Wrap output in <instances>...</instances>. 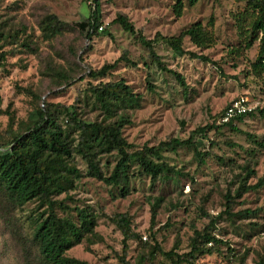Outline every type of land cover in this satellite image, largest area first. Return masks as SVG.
Wrapping results in <instances>:
<instances>
[{
    "label": "rangeland",
    "instance_id": "1",
    "mask_svg": "<svg viewBox=\"0 0 264 264\" xmlns=\"http://www.w3.org/2000/svg\"><path fill=\"white\" fill-rule=\"evenodd\" d=\"M178 1L180 16L175 12ZM92 12L102 31L87 39L78 24ZM119 16L133 26V34L114 22ZM255 19L247 0H194L192 5L189 0H0V52L5 55L0 67L1 147H11L14 136L28 132L38 109L54 118L71 145H76L77 132L70 114L101 125L125 117L129 124L122 136L129 151L171 138L184 140L191 131L213 125L193 138L201 152L209 151L212 143V156L203 166L197 165L191 148L163 152L154 161L179 174L168 173L153 182L134 163L124 198L118 187L89 177L79 157L70 159L80 177L52 196L66 206L55 207V212L75 222L76 209L91 213L98 236L84 237L67 257L88 264H121L123 236L111 218L126 214L130 233L136 235L126 242L128 264L140 258L142 264H176L177 257L178 264H240L242 258L244 264H264V187L249 190L264 176V69L256 66L260 35L251 30ZM47 24L53 32L44 29ZM195 24L204 29L208 46L197 47L184 37L182 48L207 61L154 41L157 35L178 37ZM140 36L153 43L161 64L182 82L157 67ZM106 65L115 67L101 77L90 76ZM119 82L137 99L129 107L113 105L106 113L94 90ZM241 97L251 115L217 129L224 109ZM231 127L238 132L232 133ZM117 160L116 153L101 155V173L109 176ZM228 192L231 209L226 212ZM45 211L37 200L17 205L0 189V264H49L33 240ZM195 231L222 243L215 254L182 260ZM197 243L210 246L202 238ZM155 245L165 253L174 251L171 259L156 254L150 260Z\"/></svg>",
    "mask_w": 264,
    "mask_h": 264
},
{
    "label": "trees",
    "instance_id": "2",
    "mask_svg": "<svg viewBox=\"0 0 264 264\" xmlns=\"http://www.w3.org/2000/svg\"><path fill=\"white\" fill-rule=\"evenodd\" d=\"M96 1V0H95ZM192 5L194 0H189ZM247 6L256 12V19L252 23L251 30L259 34V62L258 68L264 69V0H247ZM181 2L175 5L177 16L181 15ZM118 23L125 32L134 33L133 26L127 22L123 16L117 17L114 21ZM99 23L96 15L92 12L91 16L85 23L78 24L80 31L85 32L87 39H91L98 34ZM48 32L54 29L47 24L44 28ZM188 37L197 47H207L208 37L200 24H195L183 31L178 37L166 38L157 35L156 42H161L169 47L173 52L187 54L191 59H200L207 61L206 57L197 56L182 48V39ZM140 38V44L149 50L150 56L157 67L164 72L171 73L181 81L180 77L168 70L159 58L154 54L150 41ZM1 41V36H0ZM4 52H0V67L4 60ZM126 64L133 65L125 59ZM115 65H106L99 71L92 73L90 76L98 78L103 76ZM95 100L100 108L106 113L110 112L113 105L120 104L131 106L136 101V97L122 82L105 85L102 88L94 90ZM260 114L264 115L263 111ZM37 119L25 135H16L9 145L11 147L0 146V189L17 205H22L32 200H37L42 206H46V211L40 215L38 223L35 225L33 240L37 243L43 259L49 264H88L66 256V252L73 246L81 243L84 237L93 238L98 236L94 229L96 227L95 217L85 211L76 209L77 222L67 217H60L55 212V207L66 209L62 202L52 200V196L64 190V185L70 184L72 179H79L78 171L68 164L73 157H79L88 169V176L103 182L108 186H116L120 189V197L128 195V185L130 182V168L136 163L141 172L155 182L160 177L172 173H177L172 167L165 162L154 161L159 159L161 153L176 151L181 148H191L197 159V165L203 166L208 158L212 156V143L209 151L201 152L195 146L193 138L195 135H203L213 125L201 127L191 131L187 139L171 138L159 142L155 147L144 146L141 150L129 151L130 145L122 136V129L129 121L125 117H119L114 123L101 125L97 123L83 122L73 118L75 131L77 132L76 145H71L70 140L65 135V130L56 124L54 118L47 112L38 109L36 112ZM251 113L245 115L248 116ZM243 116V117H245ZM221 117V115H220ZM219 117V118H220ZM219 120V119H218ZM232 123L219 124L217 129L231 126ZM232 133H237L235 127L230 128ZM253 138L251 135H246ZM229 147H236V144L229 143ZM116 153L118 160L109 176H104L99 167L98 158L103 154ZM264 187V176H262L256 185L249 187V190ZM231 209L230 193L226 195V212ZM243 211L241 214H246ZM151 223L155 217V211H151ZM111 221L117 225L123 236V252L118 255L121 264H128L125 260L127 250L126 242L136 238V235L130 233V222L126 214H117ZM214 220H211L213 224ZM202 238L204 245H210L206 248L197 243V239ZM222 242L209 233L201 234L197 231L190 244V252L183 256L187 261L191 260L194 255H212L217 253L218 246ZM231 253V249H228ZM174 251L163 252L158 245H155L150 253V260L159 254L164 259H171ZM233 255V253H232ZM141 262L144 258H140ZM181 257H177L176 264ZM138 262L137 264H142ZM240 264H244L243 258Z\"/></svg>",
    "mask_w": 264,
    "mask_h": 264
},
{
    "label": "built area",
    "instance_id": "3",
    "mask_svg": "<svg viewBox=\"0 0 264 264\" xmlns=\"http://www.w3.org/2000/svg\"><path fill=\"white\" fill-rule=\"evenodd\" d=\"M97 31L101 32L102 27H98ZM252 112V109L247 103V100L243 97L234 100L223 111L221 117L218 120L219 124L233 123L237 119Z\"/></svg>",
    "mask_w": 264,
    "mask_h": 264
}]
</instances>
